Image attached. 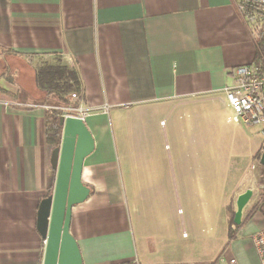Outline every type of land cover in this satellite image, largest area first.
Masks as SVG:
<instances>
[{"label": "crops", "instance_id": "crops-1", "mask_svg": "<svg viewBox=\"0 0 264 264\" xmlns=\"http://www.w3.org/2000/svg\"><path fill=\"white\" fill-rule=\"evenodd\" d=\"M0 51L15 55L13 81L0 78V86L19 93L17 102L0 100V264L44 262L38 211L54 170L36 67L55 59L79 75L95 143L82 174L91 195L73 208L70 226L83 264H260L253 236L264 216L249 207L241 225L231 221L249 176L229 211L219 208L201 225L195 203L198 211L201 201L217 205L215 195L201 200V189L221 187L216 148L203 155L208 169L195 168L214 179L193 181L186 202L183 175L179 182L170 171L162 137L151 131L162 115L188 106L230 108L224 89L233 69L256 58L235 0H0ZM184 202L190 234L178 210Z\"/></svg>", "mask_w": 264, "mask_h": 264}, {"label": "rangeland", "instance_id": "rangeland-1", "mask_svg": "<svg viewBox=\"0 0 264 264\" xmlns=\"http://www.w3.org/2000/svg\"><path fill=\"white\" fill-rule=\"evenodd\" d=\"M2 54L0 52V55ZM231 118L230 108L218 102L204 106L192 105L173 114L166 113L158 118L157 122L151 127L153 133L158 132L162 137L163 158L167 159L170 171H179V182L181 181V174L183 175L186 202L187 198L192 199L193 197V181L197 180L198 177L201 181L210 179L211 173L207 170L209 166L208 156L203 155L210 146L216 148L215 158L217 166L221 170L217 172V181L221 187L201 189L199 193L201 200L212 198L213 195L217 199L214 210L212 208L208 209L201 201V204H199L200 214L197 208L198 202L195 203L194 215L200 216L201 225H206L208 222L207 215L214 214V212L218 213L219 208H221L220 213L224 210L229 211L239 184L247 176L250 177L254 170L258 171L256 185L254 188L248 189H253L255 194L247 209L258 198V180H260L258 178L259 175L260 178L262 176V166L260 165L262 153L256 159L255 154L263 139L259 133L263 128L261 126L239 125L234 123ZM148 146L154 147L152 143ZM199 164L207 169L204 168L200 173L197 172L195 168ZM177 165H179V169H177ZM172 166H174V169L171 168ZM181 166H183L182 171ZM213 179V174H211V180ZM196 190L195 188L194 196L198 197ZM186 202L179 205L178 210L180 217L183 216L185 219L184 231L190 234L191 207L189 208ZM233 206L236 210V205L233 204ZM194 227H197V225Z\"/></svg>", "mask_w": 264, "mask_h": 264}, {"label": "water", "instance_id": "water-1", "mask_svg": "<svg viewBox=\"0 0 264 264\" xmlns=\"http://www.w3.org/2000/svg\"><path fill=\"white\" fill-rule=\"evenodd\" d=\"M60 125L62 141L50 159L57 173L55 188L41 201L38 211V230L46 243L43 264H83L70 226L73 208L86 202L91 195V190L82 182V174L84 161L94 151L95 143L82 119L61 117ZM260 165L264 167V150ZM254 194L253 189H247L236 199L235 225H241Z\"/></svg>", "mask_w": 264, "mask_h": 264}, {"label": "built area", "instance_id": "built-area-1", "mask_svg": "<svg viewBox=\"0 0 264 264\" xmlns=\"http://www.w3.org/2000/svg\"><path fill=\"white\" fill-rule=\"evenodd\" d=\"M235 1L255 43L256 58L251 64L233 69L234 84L226 87L224 94L232 111L231 120L243 126H261L264 137V0ZM82 94L81 91L69 96V105L60 108L62 117L84 121ZM253 245L260 264H264V230L253 236ZM231 262L235 264L236 261Z\"/></svg>", "mask_w": 264, "mask_h": 264}, {"label": "trees", "instance_id": "trees-1", "mask_svg": "<svg viewBox=\"0 0 264 264\" xmlns=\"http://www.w3.org/2000/svg\"><path fill=\"white\" fill-rule=\"evenodd\" d=\"M1 52V51H0ZM4 58L0 60V78H6L8 81H13V66L9 63V58L15 56L10 51H2ZM8 60V61H7ZM36 82L37 86L43 95L44 106L49 107L46 114V142L52 153L58 148L62 141L63 130L60 125V118L63 112L62 107L69 105V96L74 93H83L82 82L77 71L68 68L62 64L60 59H55L54 62H42L36 67ZM0 100L13 101L19 100V93H14L0 86ZM77 106V104H75ZM55 172V171H54ZM54 172L52 182L50 181L49 195L54 191ZM258 171L250 175L254 183L257 181ZM250 214L261 213L264 216V167L262 166V176L259 180L258 198L249 209ZM235 212L232 215V223L234 222Z\"/></svg>", "mask_w": 264, "mask_h": 264}, {"label": "bare ground", "instance_id": "bare-ground-1", "mask_svg": "<svg viewBox=\"0 0 264 264\" xmlns=\"http://www.w3.org/2000/svg\"><path fill=\"white\" fill-rule=\"evenodd\" d=\"M245 186H247L249 188H254L255 183L251 179H248V181L245 183Z\"/></svg>", "mask_w": 264, "mask_h": 264}]
</instances>
